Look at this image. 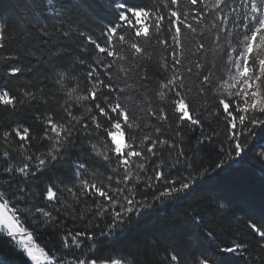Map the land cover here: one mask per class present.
Listing matches in <instances>:
<instances>
[{
    "label": "snow or ice",
    "instance_id": "6c2138e0",
    "mask_svg": "<svg viewBox=\"0 0 264 264\" xmlns=\"http://www.w3.org/2000/svg\"><path fill=\"white\" fill-rule=\"evenodd\" d=\"M21 6L30 14L45 12L55 21L39 28L32 35L23 52L24 57L47 56L49 64L55 66L62 63L71 53L58 44V38L63 36L67 39L73 35L83 38L87 45L94 46L96 53L105 54L93 55L89 62L84 58L88 54L87 48L79 47V54L84 55L78 54L72 63L73 66L87 67L86 88L63 67L56 69L55 77H49L59 86L56 91H63L67 97L60 106L63 115L59 119L53 111L41 112L40 106L48 103L43 81L39 85L32 81L20 83L15 92L0 87V110L5 117V123L0 125V145L3 146L0 158L4 161L0 176H6L9 180L16 176L23 181L16 192H9L0 186V231L6 230L7 237L19 245L22 254L32 264H42V258L46 264H98L95 257L49 256L43 248L37 249L32 244L33 233L18 226L20 222L15 212L6 214L9 195L28 204V184L32 180L48 178L49 182L42 193L49 203H60L57 193L65 191L71 194L75 203H60V207L54 210L22 207L16 212L36 217L41 228H51L54 233L59 229L58 239L63 249H80L85 241H91L92 247H96L103 243L102 238H115L135 214L155 207L156 202L187 199L198 179L208 173V169H204L193 175L190 158L181 149L175 152V164L189 161L186 165L188 175L169 179L164 171L165 153L171 157L180 145L175 139L165 137L159 126L155 129L156 135H143L138 141L135 131L141 129L136 123L137 117L126 106L127 96L110 100L104 90L109 94L116 90L126 93L133 87L127 81L135 75L134 83L138 82L140 89L151 92L154 97L148 104L149 116L162 124L167 123L170 108L171 114L176 117V136L182 135L179 129L186 124L193 131L201 128L203 140L211 141V135H204L201 113L192 110L186 97L193 90L190 80L197 86V93L201 97L211 89L214 73L209 68L208 53L212 45L219 47L224 38L228 71L227 77L221 79L217 87L226 93V97L223 94L219 96L218 105L223 109V118L228 125V140L232 142L228 145L227 159L234 158L233 152L235 157L245 152L249 138L256 135L255 129L264 131V0H186L183 6L181 0H159V3L154 2L151 6H131L127 0H108L115 22L106 25L101 33L104 44L90 32L81 30L82 22L73 16V13H79L81 6L72 0H26ZM165 25L167 34L161 38L165 33ZM189 35L191 39L186 47L185 41ZM18 37L14 24L0 18V52L6 48V41L12 42ZM208 37H211V44ZM25 39H28L27 35ZM153 39L165 52L155 64L153 56L145 47ZM33 72L34 66L22 64L20 55H0V79L19 80L25 73ZM153 76H159L158 86L150 89L148 84ZM70 78L77 80V83L66 86ZM153 103L156 107H153ZM74 108L81 109V115H75ZM203 110L208 111L207 108ZM28 112L37 113L34 119L42 126V135L39 137L41 147L35 151L33 140L36 137L32 135L30 126H24L21 119ZM210 115L219 116V108L210 111ZM101 118L105 123H101ZM144 127L147 128V125ZM128 132L132 134L129 142L125 143L123 141ZM81 136L86 138L88 144L78 148L76 141ZM85 147L89 149L87 160L79 155L73 158L74 150L82 152ZM221 151L224 149L221 148ZM259 155L264 158V151ZM94 160L102 162L115 175L109 174L105 179L99 166L92 164ZM153 160L160 162L153 164ZM224 163L225 160H221L211 170L220 169ZM61 169L71 172L76 183L59 187L55 183L58 179L55 173ZM158 186H162V190L157 194ZM149 190H152V202L148 201L147 195L137 199L138 193H147ZM89 200L93 207L88 210V216L81 212L79 219H88L90 224L97 221L95 227L100 229L99 236L94 230L87 229L64 232L60 214H71L75 220L76 206ZM191 215L197 223L204 222L200 212L195 211ZM99 222H103V227ZM247 227L250 239H234L219 247V253L227 255L205 252L189 261L170 242L167 246H161V258L146 261L145 264H232L231 256L240 257L244 264H264V224L249 221ZM209 235L212 233L209 232ZM141 255L142 252L117 253L114 258H106L99 264H142L138 258ZM128 256H132V259H128ZM0 264L3 262L0 261Z\"/></svg>",
    "mask_w": 264,
    "mask_h": 264
},
{
    "label": "trees",
    "instance_id": "16d2710c",
    "mask_svg": "<svg viewBox=\"0 0 264 264\" xmlns=\"http://www.w3.org/2000/svg\"><path fill=\"white\" fill-rule=\"evenodd\" d=\"M26 0H0V18L10 20L14 26L19 37L12 42L6 41V48L0 55L15 53L21 56V63L26 66H34L33 73H25L24 77L19 80L13 78L0 79V87L10 88L15 92L17 85L20 83H27L32 81L39 85L43 81V86L46 95H48V103L41 105V112L53 111L55 117L59 119L63 112L61 105L64 104L67 97L63 91L57 92L59 86L54 84L55 72L58 67H63L69 72L73 73L78 78V82L86 88L87 80L86 73L88 71L86 66H73L79 54V47L84 46L88 50V54L84 58L91 62L93 55L103 56L105 54H98L95 52L94 46L87 45L83 38L78 35L70 36L65 39L63 36L58 38V44L63 46L67 52L71 53L66 56L62 63L52 65L47 63V56L24 57L23 52L26 51V45L32 39V35L38 31L39 28L53 24L55 21L45 12H32L31 14L21 5L25 4ZM73 3L79 4L81 7L79 13H73L74 18L79 19L83 27L81 30L88 31L93 34V37L101 44H104V38L101 33L106 25L115 22L113 12L108 6V0H72ZM159 3V0H127L131 6H151L153 3ZM182 6L186 4V0H181ZM82 13V15H81ZM165 33L161 35L163 38ZM218 30V29H217ZM25 35L28 39H25ZM190 35L185 41V46H188ZM208 42L211 44V37H208ZM47 47V46H45ZM148 51L153 56V63L158 62L161 57L165 55L164 49L161 45L153 39L150 43L145 44ZM111 59V58H107ZM209 68L212 69L214 75L212 76V85L208 93L201 97L197 93V86L189 81L192 91L186 99L192 106L194 112L199 111L200 119L203 124L204 135H211V141L203 140L201 136V128H196L194 131L190 130L185 124L183 128L179 129L181 136H176V117L171 114L169 108L170 119L167 123H163L148 115V104L154 100L151 92H146L138 87V82L135 75L127 81L132 84V89L126 93H120L118 90L112 93H107L110 100L122 99L127 96V104L129 111L137 117L136 123L140 125V131H135L137 139L143 135H156V127H161L163 135L169 139H175V142L180 145V148L174 150V154L168 157L165 153V174L169 179H179L182 176H187L189 170L186 165L189 161H182L181 164H175V152L181 149L190 158L193 165V175L208 169V173L198 179L192 194L187 199H182L179 202L172 200H164L163 202H156L155 207L146 209L142 213L135 214L133 220L128 223L122 232L115 238L103 239V243L96 247H92L91 241H85L80 249H63L61 242L58 239L60 230L53 232L51 228H41L36 217L24 213L16 212V209L22 207H45L49 210H54L60 207V203L74 205L71 194L66 191L57 193V200L60 203H49L43 197L42 190L49 182L47 177H42L39 181L32 180L28 184L29 201L24 204L22 201L14 199L11 195L9 199V210L15 212L17 220L27 232L33 233V242L37 249L43 248L45 253L51 256H67L77 258H92L95 257L99 264L100 261L115 257L117 253H139L143 255L138 256L142 264L156 258L162 257L161 246H167L170 242L177 247L184 259L192 261L196 257L201 256L202 253L213 252L218 255H227L219 253V247L229 244L234 239L246 240L250 239V230L247 227L249 221L257 224H264V158H261L259 153L264 151V131L260 128L255 129L256 135L249 138V146L240 157H235L233 152V159H227L229 152L228 145L232 143L228 140V125L224 121L223 109L218 105L219 88L218 84V66H217V47L211 46V51L208 53ZM159 76H153L151 82L148 84L150 89L156 88ZM77 80L68 79L66 86H73ZM123 87V84H121ZM212 89H215L213 91ZM153 107L156 104L153 103ZM207 108L208 111L203 109ZM219 108V116L210 115V111H215ZM234 110V109H233ZM75 115L79 116L82 113L81 109H73ZM87 115L86 113H84ZM37 115L35 112H28L23 114L22 123L24 126H30L32 135L36 137L33 140L35 151L40 148L39 137L42 135V126L39 121L34 119ZM5 123V117L0 110V125ZM101 123H105L101 118ZM147 125V128L144 126ZM14 126V125H13ZM107 126V125H106ZM239 131V129H237ZM132 132H128L124 138V142H129ZM103 135V133H102ZM77 147L87 145L88 141L81 136L77 141ZM221 148L224 151H221ZM3 151V146L0 145V152ZM89 149L84 148V151L77 152L74 150L75 158L77 155L88 159ZM14 155V154H13ZM221 160L225 163L220 169L212 171L215 164ZM158 160H153L152 163H159ZM92 164L98 165L101 169L102 176L106 179L107 175L112 174L111 170L103 165L98 160L92 161ZM175 164V167L172 165ZM4 166V161L0 158V167ZM115 166V161H113ZM95 170V169H93ZM151 173V168H149ZM51 175V174H50ZM115 175V174H112ZM58 179L55 183L59 187L72 186L76 183L71 172L61 169L55 173ZM23 181L16 176L9 180L6 176H0V186L8 189L9 192H16ZM162 183V182H161ZM115 186V181H113ZM122 186V185H121ZM162 190V186H158L156 191ZM151 192L138 193L137 199H141L143 195L148 196V201H151ZM39 194V195H38ZM93 207L92 201L82 202L76 206L77 218L73 220L72 215L60 214L59 219L63 222V231L71 230H94L95 234L99 236L100 229L95 227L97 221L91 224L88 219L81 221L79 214L83 212L88 216V210ZM200 212L203 223H197L192 218V213ZM89 219L91 217L89 216ZM103 227V222H99ZM209 232L212 235H209ZM254 245V241H253ZM91 249V250H90ZM132 259V256H128ZM232 264H244V261L238 256H231ZM0 261L3 264H30L27 257L22 254V251L16 247L13 241L7 237V234L0 231ZM183 264V262H182Z\"/></svg>",
    "mask_w": 264,
    "mask_h": 264
},
{
    "label": "rangeland",
    "instance_id": "374dc122",
    "mask_svg": "<svg viewBox=\"0 0 264 264\" xmlns=\"http://www.w3.org/2000/svg\"><path fill=\"white\" fill-rule=\"evenodd\" d=\"M233 43H235V38L233 39ZM224 49H225V40H224V38H222V39H221L220 46L217 47V66H218V71H219V72H218V76H219V77H218V83H219V81H220L221 79L227 77L228 66L225 64V58H226V56H225V51H224ZM222 94L225 95V97H226V93H224L223 90L219 88V95H222ZM226 99H227V98H226ZM123 142H124V141H123ZM6 214H7V215H12L13 213H11V211L8 209V211H7ZM18 226H19V227H22L20 223H19ZM22 228H23V227H22ZM2 232H4L5 234H7V233H6V230H4V231H2ZM17 239H19V237H17ZM13 242H14V241H13ZM14 244H15V242H14ZM32 244L35 245L34 242H33V240H32ZM15 245H16V247H18L19 250H21L18 244H15ZM21 251H22V250H21ZM27 259H28V258H27ZM28 261H29L30 264H32V262H31L30 260H28ZM42 264H46V262L43 261V258H42Z\"/></svg>",
    "mask_w": 264,
    "mask_h": 264
},
{
    "label": "built area",
    "instance_id": "2783aa9c",
    "mask_svg": "<svg viewBox=\"0 0 264 264\" xmlns=\"http://www.w3.org/2000/svg\"><path fill=\"white\" fill-rule=\"evenodd\" d=\"M12 213V212H11Z\"/></svg>",
    "mask_w": 264,
    "mask_h": 264
}]
</instances>
